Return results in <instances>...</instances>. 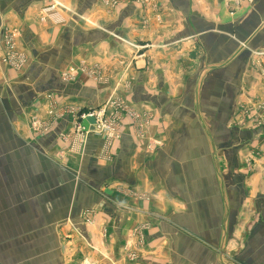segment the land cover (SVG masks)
Masks as SVG:
<instances>
[{"label":"crops","instance_id":"crops-1","mask_svg":"<svg viewBox=\"0 0 264 264\" xmlns=\"http://www.w3.org/2000/svg\"><path fill=\"white\" fill-rule=\"evenodd\" d=\"M112 1L0 0V57L3 31L17 30L28 61L21 76L0 63V264H125L141 223L136 264H221L227 241L239 264H264V175L238 172L263 135L234 121L254 68L243 49L264 51V0ZM94 66L132 68L130 100L154 122L75 146L68 115L30 135L24 116L44 94L98 106L97 86L61 78Z\"/></svg>","mask_w":264,"mask_h":264},{"label":"rangeland","instance_id":"rangeland-1","mask_svg":"<svg viewBox=\"0 0 264 264\" xmlns=\"http://www.w3.org/2000/svg\"><path fill=\"white\" fill-rule=\"evenodd\" d=\"M58 1H61L62 3H60L61 9L67 11V9L64 8L67 7L64 3V0ZM231 1L232 4L228 5L229 7L238 8L240 6L241 0ZM114 6L115 0L110 3L108 10ZM46 19L47 18L43 17L42 21H45ZM6 34L7 35H4L3 37L2 43L4 53L0 57V63L4 67V71L6 69L7 71H12L21 76L26 72V65L28 62L26 58L27 56L24 54V52L18 50L17 40L21 37V34L17 30L8 29H6ZM247 48L243 50H251L252 52V54H249L252 55V58L249 57L247 63H249V68H254L250 69L252 74L248 77V83L245 82V85L248 86V92H245V86L241 92L242 98L238 101L239 114L234 121L237 126L242 127L243 125V127H253L254 129L257 128L262 131L263 137L260 140H258L253 145H249L248 148L242 149L243 152L246 151V155L243 159V163H241L239 166L238 172H241L246 176L248 175V178L251 179L256 175H264V51L255 52L251 48ZM5 51L8 52L6 53ZM17 52L21 55H24L22 56L24 59L26 58L24 62L23 58ZM194 58H196V56ZM255 70H258V75L260 78H257H259L258 82L260 83L253 89L254 84L253 82L250 84V77H255ZM62 71L61 78L64 82H74L76 81L75 79L83 77L85 78V82L93 83L94 86L99 88L102 98L98 106L94 108L87 107L79 100L71 101L62 99L60 96L55 95L54 93L42 95L37 102L38 104H35L30 109L29 113L27 115L25 114L24 116V118L27 120L30 135L33 137L44 138L54 133L56 121L64 119L68 115L71 117V121L75 126V130L72 133V139L74 142L73 144H75V146L78 145V142H83L81 137L90 133L107 135L111 141H117L121 137L123 124L124 122H127L128 119L131 120L132 125H134L138 132H143L144 128L152 124L154 119H156L153 115L145 113L144 115L143 112H140L143 109H141L139 106H134L130 100L131 96L129 93L132 92L134 85L133 76L131 75L134 71L132 68L119 69L100 68L94 66V68H65ZM252 89L256 92H254ZM91 113L97 115L96 121L98 120V127L93 132H85L83 130L84 128H82L80 125H82V122L84 121L83 116H89ZM92 126L96 127L97 124ZM59 138L61 140L66 139L65 136H62V134ZM74 138H76L75 141ZM155 145L158 146L159 144L156 143ZM222 170H226L224 164L222 165ZM86 215L89 224L91 223L90 225H93L96 216L92 213H87ZM150 227V224L141 223L132 225L127 230L124 241L122 242L120 250L118 251L124 258L125 264H136L141 258H143L142 254L148 248L146 234L149 232ZM106 232L107 230L104 229V235H106ZM69 239H71V237ZM227 243L228 241L222 247L220 252L221 264H239L236 262V260H234V251L228 246ZM89 247L90 246H88V248ZM94 250L97 252L95 246L92 248V251ZM108 263L116 264L115 261Z\"/></svg>","mask_w":264,"mask_h":264},{"label":"water","instance_id":"water-1","mask_svg":"<svg viewBox=\"0 0 264 264\" xmlns=\"http://www.w3.org/2000/svg\"><path fill=\"white\" fill-rule=\"evenodd\" d=\"M97 121L94 117H88L86 120L82 122V127L85 129L84 131H94V128L91 127L92 125H96Z\"/></svg>","mask_w":264,"mask_h":264},{"label":"built area","instance_id":"built-area-1","mask_svg":"<svg viewBox=\"0 0 264 264\" xmlns=\"http://www.w3.org/2000/svg\"><path fill=\"white\" fill-rule=\"evenodd\" d=\"M6 36L7 34H6V31H3V36ZM16 49V48H15ZM11 50V49H10ZM13 50H14V48H13ZM6 53L8 52V51H5ZM18 53V52H17ZM19 54V53H18ZM21 57L22 56H24L23 54L21 55V54H19ZM23 58V57H22ZM26 59V58H25ZM24 58H23V62H24V60H25ZM88 117H94V118H96L97 119V115H95V114H93V113H91L89 116H83V120H85L86 118H88ZM81 127H82V125H80ZM97 126H98V120H97ZM83 128V127H82ZM83 130H85V129H83Z\"/></svg>","mask_w":264,"mask_h":264}]
</instances>
